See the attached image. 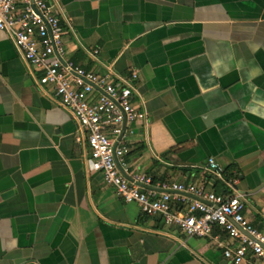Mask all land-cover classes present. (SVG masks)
I'll use <instances>...</instances> for the list:
<instances>
[{"label": "crops", "instance_id": "0c3cea01", "mask_svg": "<svg viewBox=\"0 0 264 264\" xmlns=\"http://www.w3.org/2000/svg\"><path fill=\"white\" fill-rule=\"evenodd\" d=\"M46 1L66 31V58L135 73L131 102L145 122L118 137L125 176L149 177L142 189L173 181L221 193L202 169L212 157L264 232V0ZM39 74L0 30V264H231L221 251L232 240L219 230L186 236L86 172L76 121L36 86Z\"/></svg>", "mask_w": 264, "mask_h": 264}, {"label": "built area", "instance_id": "2783aa9c", "mask_svg": "<svg viewBox=\"0 0 264 264\" xmlns=\"http://www.w3.org/2000/svg\"><path fill=\"white\" fill-rule=\"evenodd\" d=\"M0 30L26 64L40 71L36 86L49 88L75 119L74 140L88 148L86 172H100L125 202L135 203L142 214L157 216L186 236L215 238L219 230L232 240L221 251L227 262L239 264L250 255L264 263V232L243 216L245 199L236 177L227 176L212 157L206 158L202 169L221 183V193L205 190L201 184L173 181L157 182V191L142 189L139 183L149 184V177L139 173L126 177L121 171L126 148L117 145L118 137L127 128L130 133L132 123L145 122V112L131 102L137 93L134 72L126 77L109 68L96 73L66 58L62 42L66 31L46 0H0ZM84 52L95 58L96 49Z\"/></svg>", "mask_w": 264, "mask_h": 264}, {"label": "trees", "instance_id": "16d2710c", "mask_svg": "<svg viewBox=\"0 0 264 264\" xmlns=\"http://www.w3.org/2000/svg\"><path fill=\"white\" fill-rule=\"evenodd\" d=\"M224 173L227 175V176H233L231 173H229V171L227 169H224ZM217 181V180H216ZM222 192V191H221Z\"/></svg>", "mask_w": 264, "mask_h": 264}]
</instances>
